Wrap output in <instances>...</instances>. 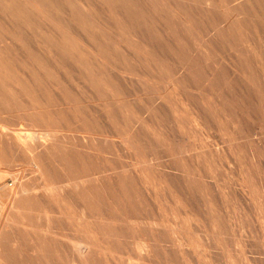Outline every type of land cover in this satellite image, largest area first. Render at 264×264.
I'll return each instance as SVG.
<instances>
[{"label": "rangeland", "instance_id": "rangeland-1", "mask_svg": "<svg viewBox=\"0 0 264 264\" xmlns=\"http://www.w3.org/2000/svg\"><path fill=\"white\" fill-rule=\"evenodd\" d=\"M50 158L95 193L2 197L3 264H264V0H0V185Z\"/></svg>", "mask_w": 264, "mask_h": 264}, {"label": "bare ground", "instance_id": "bare-ground-1", "mask_svg": "<svg viewBox=\"0 0 264 264\" xmlns=\"http://www.w3.org/2000/svg\"><path fill=\"white\" fill-rule=\"evenodd\" d=\"M11 132H12V130H11ZM12 133L14 134V138H15L13 143L15 145H17L19 148H21L25 151H28V152H33L35 148H40V151L46 150L49 142L51 141V139L53 137V133L50 129H41V130L38 129V130H34V131H29V132L13 131ZM34 140L38 141L37 145L36 144L32 145V142ZM55 164H56V161L53 160L52 158L45 159L44 163L41 161H34L33 162V167L35 168V170L39 174V181L40 182H39V185L37 187H32V189H26L25 187H19L18 189H15V187H14V189H12L8 192L5 188V186H1L2 185L1 184L0 185V204H1L2 197H8L10 199V201H9L10 207L16 209L15 208L16 207V205H15L16 201L15 200H17L18 197H20L23 194H26L28 192H31L32 194H34L35 198L36 197L40 198L39 200L44 205H47V203L44 202L45 199H43V196L46 198H49V197H53L54 195L61 194V195H66V196L72 197L73 194H77V193H80L83 196L85 194L90 195L92 193H95L94 190L87 189L84 185L85 181L80 182L81 179H74V178L71 179L68 177L64 178L61 175H57L55 173V171L53 170V167H55ZM44 169L47 170L49 175L52 176L53 181L47 180L45 178ZM6 186H7V184H6ZM84 200H88V201H82L80 203H75L77 206H81V208L84 211H90V209H93V208H91V206H92L90 204L91 202H93L94 205L101 207V208H104L106 206L103 202L99 201L98 199L91 198V199H84ZM31 206H32L31 203H26V205L23 206L22 209H19V210L27 211V212L31 213L32 212ZM85 216L88 219H91V221H93L97 226H102V222H103L102 215L96 214L94 216V215L88 213ZM8 222H10V219L6 217L4 220V223H8ZM23 225L25 226V222H23ZM113 229H114V225L112 226L111 230H113ZM115 235H116V233L113 235L111 234L110 236L112 237ZM55 238L61 239V238H58L57 235H55ZM67 242L69 243L70 248L77 254V256L83 260L90 258V257H93L94 255H105L104 257L113 255L111 250L96 248L94 246V244H92L88 241H83V240H79V239L70 237V238H67ZM144 250H145V252H147V250H148V247L146 244L144 245ZM1 252H2V250L0 249V253ZM0 264H3V263L0 261ZM77 264H80V263H77Z\"/></svg>", "mask_w": 264, "mask_h": 264}]
</instances>
